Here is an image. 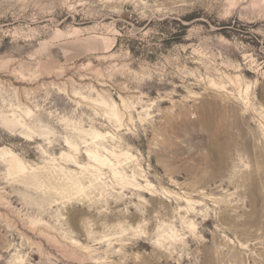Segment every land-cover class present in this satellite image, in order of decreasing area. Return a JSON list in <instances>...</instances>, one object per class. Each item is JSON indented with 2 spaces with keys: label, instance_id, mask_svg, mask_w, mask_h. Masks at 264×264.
Instances as JSON below:
<instances>
[{
  "label": "rangeland",
  "instance_id": "374dc122",
  "mask_svg": "<svg viewBox=\"0 0 264 264\" xmlns=\"http://www.w3.org/2000/svg\"><path fill=\"white\" fill-rule=\"evenodd\" d=\"M0 264H264V0H0Z\"/></svg>",
  "mask_w": 264,
  "mask_h": 264
},
{
  "label": "bare ground",
  "instance_id": "6f19581e",
  "mask_svg": "<svg viewBox=\"0 0 264 264\" xmlns=\"http://www.w3.org/2000/svg\"><path fill=\"white\" fill-rule=\"evenodd\" d=\"M30 130V129H29ZM29 130L27 129V127L24 129L25 132H29ZM30 133V132H29ZM37 133V132H36ZM21 138L25 139L26 141H32L28 136L24 135V134H21L19 135ZM34 141V140H33ZM70 151L72 152H77V147L72 144L71 142L67 141L66 142V145H65ZM84 155V154H83ZM88 157V159L93 163V165L95 166V171L96 172H102L103 170L105 169H116V166L118 167H123L124 168V165L122 161H119V157L115 156V160H108L107 158H103L102 156H99L98 154H94V153H88L86 155ZM62 160H65V162H67L68 160L73 162L74 165H77L78 163H76V160H75V157L73 156H70L68 154H63L61 155L60 157ZM7 163L10 165V167L12 168V171L13 173H15L16 175H24L27 173V167L25 165V163L23 161H21L18 156L16 155H10L9 159L6 160ZM116 171V170H115ZM114 175L115 177H120L121 178V182L122 184H126V185H130L133 186L132 182L129 181V178L127 179L125 176H122L121 174L117 173V172H114ZM126 180V181H125ZM120 185V184H119ZM125 185V186H126ZM124 186V187H125ZM141 186L139 187H136V191H140ZM51 198L53 199H57L56 196L52 195ZM77 197H73V198H70V200H74L73 203H77L79 201H81L80 198H77ZM71 203V204H73ZM60 204L57 202V205ZM73 226L76 228V229H81V231L83 232V230L85 229L86 233H88V231L86 230V227H83L79 222H74L73 223ZM99 227V226H98ZM79 231V230H78ZM79 231V232H81ZM86 235V234H84ZM88 238V237H87ZM145 238V237H144ZM101 242H104L103 240H101ZM145 243V242H144Z\"/></svg>",
  "mask_w": 264,
  "mask_h": 264
},
{
  "label": "trees",
  "instance_id": "16d2710c",
  "mask_svg": "<svg viewBox=\"0 0 264 264\" xmlns=\"http://www.w3.org/2000/svg\"><path fill=\"white\" fill-rule=\"evenodd\" d=\"M183 29H185V26H182ZM180 40V36L178 35L177 37H175L174 42H178Z\"/></svg>",
  "mask_w": 264,
  "mask_h": 264
}]
</instances>
